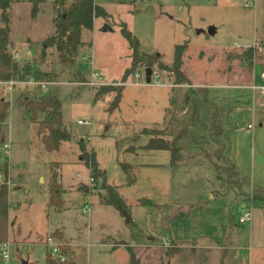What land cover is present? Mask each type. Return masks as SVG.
I'll list each match as a JSON object with an SVG mask.
<instances>
[{"label":"rangeland","instance_id":"obj_1","mask_svg":"<svg viewBox=\"0 0 264 264\" xmlns=\"http://www.w3.org/2000/svg\"><path fill=\"white\" fill-rule=\"evenodd\" d=\"M94 2L107 15L81 29L69 62L55 45H42L54 32L55 0H38L34 15L28 0L8 8L13 59L38 71V80L31 71L11 89L0 82L9 103L0 121V163L9 167L10 264H45L48 256L130 264L128 248L136 264H264V204L252 199L264 198V89L249 87L264 83V0ZM122 23L144 53L126 75L131 58ZM254 42L260 48L247 59L242 52ZM182 43L179 68L188 83L175 85L174 46ZM154 54L146 65L144 57ZM92 71L101 83L90 86L82 81ZM100 84L116 88L93 98ZM46 96L58 98L68 134L56 150L37 134L44 113L31 121L19 104ZM151 136L170 148H147ZM81 141L120 205L109 202L98 179L89 180ZM52 172L61 207L49 202ZM246 211L249 219L239 221Z\"/></svg>","mask_w":264,"mask_h":264},{"label":"trees","instance_id":"obj_2","mask_svg":"<svg viewBox=\"0 0 264 264\" xmlns=\"http://www.w3.org/2000/svg\"><path fill=\"white\" fill-rule=\"evenodd\" d=\"M12 1L15 0H0V16L4 21V25L0 26V82H5L7 80H22L27 79L31 71V77L34 80H38V71L34 68L29 67L28 65L20 67L17 62L13 59V55L9 50V27H8V8ZM31 2V14L34 15L37 11V1L38 0H28ZM57 16L54 21V32L53 34L48 35L43 41L42 45H55L57 51L59 52V59L63 62L71 61V54L76 52L80 42V33L83 28H91L93 23V18L96 16H106L107 12L105 9L96 4L94 0H72L68 5L65 6L63 0H55ZM120 32L123 37L128 42L130 49V65L124 71V75L127 72L135 67V64L138 61L143 59L144 53L141 55L138 48V40L131 33V31L125 26L124 23L121 24ZM186 47L185 43L176 44L174 46L172 68L175 75L173 84H183L188 83V80L183 76L180 71V66L182 62V53ZM253 46H248L243 50L242 54L245 56L251 57ZM146 65H150L153 61L157 59V55H146L144 57ZM124 75L122 77H124ZM116 87H112L110 84H100L98 89L92 95L93 98L99 94H104L107 91H110ZM116 93L113 98V102H117L121 93L120 86L117 87ZM203 89H195L194 92L197 93ZM19 104L25 109L28 119L34 120L36 112L44 113L43 118L38 121L39 128L37 134H41V140L44 144V147L47 150H56L59 148L62 140L67 139L68 134L63 128L61 123V114H60V103L56 96H46L40 100H21ZM9 103L3 95H0V121L3 120V117L8 110ZM82 159L89 169L90 176L93 180H99L102 188L107 190L109 196V202H112L116 205H120L122 202L118 196L116 190L110 184L106 183V177L104 171L99 168L97 161L95 159V153L93 150H86V146L83 142H79ZM147 148L151 149H169L170 146L166 141L161 138H155L151 136L145 144ZM219 156V155H218ZM209 157V156H208ZM8 164L6 162L0 163V174L2 179H0V245L5 242L7 238V226L9 224L8 212L10 208V203L8 201ZM58 177L55 172H52L49 182V202L54 204L56 207L62 206V199L60 196V190L58 188ZM260 191V190H259ZM256 192V194L259 193ZM264 192V190H261ZM257 198L262 201L264 204V198L261 196H253L252 199ZM60 236L62 233L59 231ZM60 238V237H59ZM130 264H136L133 251L128 248ZM45 264H74L72 262H66L65 260L57 261L51 260L48 256L46 258Z\"/></svg>","mask_w":264,"mask_h":264},{"label":"built area","instance_id":"obj_3","mask_svg":"<svg viewBox=\"0 0 264 264\" xmlns=\"http://www.w3.org/2000/svg\"><path fill=\"white\" fill-rule=\"evenodd\" d=\"M255 43V44H254ZM252 45H253V49L256 50V49H259V45L254 42ZM138 75V73L136 74ZM260 77L262 78V80L264 81V70H261L260 71ZM100 78L101 76L99 75L98 72L96 71H92L91 74H90V78L89 79H84L82 82L83 83H86L90 86H93V85H96V84H99L101 83L100 81ZM4 83H6L5 86H7L8 88H12L13 84L15 83V80H7L5 81ZM44 87V86H43ZM252 90H256V89H264V83L260 84V85H256V84H251L249 86ZM79 123H82L83 121L81 120H78ZM249 128H252V124L251 123H248L247 125ZM6 146L7 143H5ZM89 180L91 181L92 180V177H89ZM85 209L86 210H89V207L87 205H84ZM248 220L249 219V212L246 211L242 217H240L239 221H243V220ZM50 239V238H48ZM47 244V246H52L50 248V252H56L57 248L53 245V243L49 242V241H46L45 242ZM8 243L4 242L1 244V247H0V260H1V264H10V261H9V257H10V254H9V248H8ZM62 259V258H61Z\"/></svg>","mask_w":264,"mask_h":264},{"label":"water","instance_id":"obj_4","mask_svg":"<svg viewBox=\"0 0 264 264\" xmlns=\"http://www.w3.org/2000/svg\"><path fill=\"white\" fill-rule=\"evenodd\" d=\"M207 31L209 33H213V31H214L213 26H211V25L208 26ZM150 74H151V68L150 67H146L145 68V80H146V82H149V80H150ZM22 264H27V262L22 261Z\"/></svg>","mask_w":264,"mask_h":264},{"label":"crops","instance_id":"obj_5","mask_svg":"<svg viewBox=\"0 0 264 264\" xmlns=\"http://www.w3.org/2000/svg\"><path fill=\"white\" fill-rule=\"evenodd\" d=\"M46 38V37H45ZM83 80H84V78H83ZM101 169V168H100ZM10 210V209H9ZM61 233H62V231H60Z\"/></svg>","mask_w":264,"mask_h":264}]
</instances>
